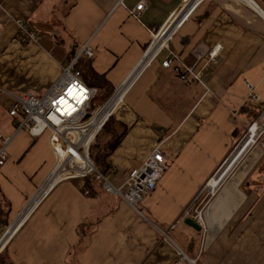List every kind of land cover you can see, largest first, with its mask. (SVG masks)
I'll list each match as a JSON object with an SVG mask.
<instances>
[{"label":"crops","instance_id":"0c3cea01","mask_svg":"<svg viewBox=\"0 0 264 264\" xmlns=\"http://www.w3.org/2000/svg\"><path fill=\"white\" fill-rule=\"evenodd\" d=\"M147 1L148 10L134 18L129 11L139 0H75L70 10L68 0H0V88L16 95L43 93L93 36L92 66L114 89L137 65L150 30L162 26L178 5ZM16 20L40 41L19 39ZM217 44L223 45L221 60L203 70L202 83L185 84L175 68L153 62L97 138L102 146L117 141L108 174L116 185L162 144L172 166L144 198L142 214L117 197L88 195L82 180H64L33 205L7 246V259L14 264H173L180 249L193 264H264V139L240 173L238 164L232 168L236 174L206 207L200 195L264 108V0L203 1L171 48L191 65L198 46ZM145 65L134 68L120 90L130 87ZM248 83L259 100L251 98ZM8 99L0 94L2 117H10ZM9 121L14 128V119ZM1 122L0 136L7 134ZM53 154L46 136L34 138L27 131L16 136L0 171V199L10 204L9 222L30 197L33 203L47 193ZM3 206L0 202V212ZM28 207L13 227L23 222ZM197 212L204 221L201 231L185 223Z\"/></svg>","mask_w":264,"mask_h":264},{"label":"built area","instance_id":"2783aa9c","mask_svg":"<svg viewBox=\"0 0 264 264\" xmlns=\"http://www.w3.org/2000/svg\"><path fill=\"white\" fill-rule=\"evenodd\" d=\"M174 1H178L177 9L160 28H154V30L151 31L152 41L151 44L147 46L149 49L134 67L136 68L143 61L146 65L143 68L142 73L139 75L137 80L124 91L120 98H116L117 95H119L120 88L123 86L126 79L132 74L134 68L131 70L127 78L120 83V86L113 91L111 96L105 100V102L95 109L92 108V102L97 94V89L89 87L81 79L80 72L75 68L77 61L81 57H94L95 50L91 41L81 47L79 53L72 58L73 60L71 59V64L66 67H62L61 73L43 93L36 94L34 92H26L22 95H16L0 88V93L7 94L14 100L9 110V116L14 119L13 125H15L17 119L18 123L20 122L19 124L16 123L18 126L16 127V131L13 135L0 136V171L9 159V149L14 142L15 137L19 132H23L24 129H27L33 137H40L48 132V141L54 156L56 157V162L47 177V179H53L52 183L48 186V189L46 188L47 193L41 198V200H38L39 203H34L36 207L58 182L71 178H87L95 176L97 179L102 181L104 191L121 198L133 210L142 214L141 205L144 198L157 188L165 173L172 166L170 158L162 149V144L158 145L153 150L150 156L139 168L132 169L128 173L126 180L121 185L114 184L106 175L101 173L90 158V148L100 131L106 126L117 110L125 103L127 95L133 89L142 74L151 66L153 62L159 59L164 50L167 51L168 55L162 61V67L167 69L174 64H177L175 67L176 71L184 83H189L192 80L202 83L203 70L210 65L218 64L221 60V54L223 51L222 44H217L212 48L204 45L198 46L193 51L194 63L191 65H187L182 58L171 49V42L179 28L186 20H188L198 5L205 0L195 1L191 6L189 13L179 23V26L164 40V42L160 45V48L156 49L157 44L166 34L165 29L168 28L167 25L169 19L179 10L186 0ZM147 8V0H140L136 5L134 12H129L131 15L135 16L136 11L140 16V14L144 13ZM139 16L135 17L137 18ZM16 23L18 26L19 39L25 42L38 41L39 37L37 33L31 30L25 22L16 20ZM149 53L150 56H148ZM248 85L251 89V98L253 100H259V96L254 92L253 86L249 83ZM263 121L264 108L261 109L258 118L250 124L246 134H243L244 137L241 138L239 144L235 146L231 152L234 153L236 149H238L242 143L245 142L250 131L256 124L254 137L250 135L253 139L251 140L252 143L249 147L248 153L252 152V150L264 137ZM63 137H65V142L60 140ZM248 142H250V139ZM76 144H78V147L75 149L74 145ZM87 164L92 166V170L90 172H83V168ZM44 183H46V181H44L43 184ZM42 185L36 192L41 189ZM31 203L32 198L28 206ZM35 206H31L25 215H23L24 220L21 224H19V226L13 227V225L18 221L17 220L13 223L10 230L7 232L5 231V234L3 233L0 235V244L3 248L2 251H0V256L3 253V250L7 248L8 243L19 230L20 226L36 209ZM200 216L201 212H197L195 215H192V218L199 225H201V227H204V221H202ZM164 235L167 240L171 241L168 234ZM177 255L178 258L173 264H184L186 261L188 263L194 262L189 260L180 249H177Z\"/></svg>","mask_w":264,"mask_h":264},{"label":"trees","instance_id":"16d2710c","mask_svg":"<svg viewBox=\"0 0 264 264\" xmlns=\"http://www.w3.org/2000/svg\"><path fill=\"white\" fill-rule=\"evenodd\" d=\"M68 1L69 3H71V5L69 6V10H70L71 8L74 7L75 0H68ZM93 58L88 59L85 57H81L76 64V69L80 72L81 79L89 87H93L97 89V94L92 102V108L95 109L99 107L103 102H105L107 98H109V96L113 93L114 89L110 87V84L107 82V80L103 75H100L94 70L92 66ZM112 119L113 117L109 120L105 128H108L110 124H112L111 122ZM262 139H264V137ZM116 142H117L116 140H113L112 142L107 143L104 146L99 145L96 142L90 148L91 160L104 175H107L109 173L110 170L109 157L112 153V149L115 148L116 146ZM83 181L84 184L83 187L81 188L85 193L88 192V195L91 196L100 193H105L102 187L101 180H98L93 176H90L84 179ZM0 202H3L4 205L3 207H1V212H0V235H1L9 224L8 216L10 213V204L7 205L3 197H1ZM79 233H82V228L79 230ZM5 255H6V251L0 256V264H14L11 260L7 259Z\"/></svg>","mask_w":264,"mask_h":264},{"label":"rangeland","instance_id":"374dc122","mask_svg":"<svg viewBox=\"0 0 264 264\" xmlns=\"http://www.w3.org/2000/svg\"><path fill=\"white\" fill-rule=\"evenodd\" d=\"M139 1H140V0H139ZM147 2H148V1H147ZM120 4H122V3H120ZM177 7H178V5L176 6L175 10L177 9ZM135 8H136V6H135L134 8H132V9H130V11H133V12H134ZM148 8H149V5H148ZM148 8H147V10H148ZM147 10H146V11H147ZM175 10H174V11H175ZM174 11H173V12H174ZM173 12H172V13H173ZM129 13H130V12H129ZM143 14H144V13L140 14V16H139L138 12L135 11V16H139V17H137V18H141ZM130 15H131V14H130ZM131 16L134 17V18H136V17L133 16V15H131ZM170 16H171V15H170ZM160 27H161V26H160ZM160 27H158V28H160ZM153 30H154V28H152L150 31H153ZM37 35H38V34H37ZM38 37H39L38 41H40V36L38 35ZM93 39H94V37L92 36V38L90 39L91 43L93 42ZM151 41H152V38H150V42H149V44H151ZM29 42H30V41H29ZM149 44H148V45H149ZM148 49H149V48L147 47V48L143 51V53H142L141 57L139 58V60L145 55V53H146V51H147ZM171 49H172V48H171ZM172 50H173V49H172ZM173 51H174V50H173ZM174 52H175V51H174ZM78 53H79V51H78L77 53L73 54V57H72V58H74ZM175 53H176V52H175ZM176 54H177V53H176ZM167 55H168V53H167L166 50H164V51L161 53V55H160V57H159L161 67H162V61L165 59V57H166ZM177 55H178V54H177ZM192 55H193V54H192ZM178 56H179V55H178ZM84 57H85V56H84ZM85 58H86V57H85ZM193 58H194V56H193ZM88 59H89V58H88ZM159 59H158V60H159ZM72 60H73V59H72ZM72 60L70 59V61L67 63L66 66H68L69 64H71ZM139 60H138V61H139ZM78 61H79V60H78ZM78 61H77V62H78ZM219 62H220V61H219ZM185 63H186V62H185ZM186 64H187V63H186ZM187 65H190V64H187ZM215 65H216V64H215ZM66 66H62V67H66ZM176 66H177V64H174V65L171 66V67L175 68ZM171 67H170V68H171ZM75 68H76V66H75ZM61 69H62V68H61ZM164 69H165V68H164ZM167 69H169V68H167ZM175 70H176V68H175ZM60 73H61V70H60ZM128 75H129V74H128ZM128 75H127V76H128ZM127 76H126L125 78H127ZM56 78H57V77H56ZM179 78H180V76H179ZM180 80H181V79H180ZM181 81H182V80H181ZM182 82H183V81H182ZM120 83H121V82H120ZM120 83L114 88V90H115L117 87L120 86ZM185 84H187V83H185ZM3 90H4V89H3ZM0 94H2V93H0ZM110 96H111V95H110ZM110 96H109V97H110ZM107 99H108V98H107ZM125 101H126V100H125ZM13 102H14L13 98L10 97V99H8V100L5 102V104H6V106L8 107V106H10V105L12 106ZM113 116H114V115H113ZM113 116H112V117H113ZM9 119H10V117H8V116H5V117L0 116V120H2V122H1V123H2V129L5 128V132L7 133V134H5V136L13 135V134L15 133V131H16V127H17L18 124L20 123V122L18 123V119H17L16 123H18V124L16 125V123H15V125H14L15 127H14V128H11ZM108 122H109V121H108ZM263 122H264V121H263ZM13 124H14V122H13ZM106 125H107V124H106ZM249 126H250V125H249ZM249 126H248V127H249ZM248 127H247V129H246L244 135L246 134V132H247V130H248ZM104 128H105V127H104ZM104 128H103V129H104ZM103 129L100 131V133L98 134V136L101 134V132L103 131ZM24 131H27V129H24ZM27 132H28V134H29L30 136H32V135L30 134L29 131H27ZM19 133H20V132H19ZM19 133H18V134H19ZM43 135L46 136V138H47V137H48V132L45 133V134H43ZM43 135H42V136H43ZM244 135H242L241 138H243ZM42 136H40V137H42ZM98 136L96 137V139H95V141L93 142L92 145H94V144L97 142V140H98V139H97ZM32 137H33V136H32ZM40 137H34V138H40ZM15 138H16V137H15ZM241 138L239 139V141L237 142V144H236L235 146H237V145L239 144V142L241 141ZM247 139H248V138H247ZM247 139L245 140V142L247 141ZM245 142H243L242 145H241L238 149H236V151H235L234 153H233V152H230V154H229L228 157L226 158V159H227V162H226V160H225V161L221 164V166H220L221 168L219 167V169L217 170V174H216V176L219 174L217 177H219V176L221 175V173L224 172V171H225V170H226V169H227V168H228V167L234 162L236 156H237L238 153L241 151V149H242L243 145L245 144ZM260 143H263V139L261 140ZM92 145H91V146H92ZM235 146H234V147H235ZM234 147H233V148H234ZM248 150H249V148H248ZM248 150L242 155V157L240 158V160H239L238 163H237V164H238V167H237L238 169H237V171H236L237 173H240V172H241V169H242L243 166H244V164H245L249 159H250V160H253V158H254L253 156H255V155H253L252 152H250V153L248 154ZM232 153H233V154H232ZM53 155H54V154H53ZM9 156H10V149H9ZM90 158H91V157H90ZM254 160H256V159H254ZM55 162H56V157L54 156V164H55ZM144 162H145V161H144ZM144 162H143V163H144ZM143 163H142V164H143ZM237 164H236V165H237ZM236 165H235V166H236ZM235 166L233 167V170L236 168ZM138 168H139V167H138ZM231 170H232V169H231ZM233 170L230 171V172H228V174L225 175V177L223 178V180H222V181L220 182V184H219L220 186H218L216 189L212 190V189L210 188V185H211V184L209 183V189H210V190L207 188L205 191L203 190L204 193H202V190H201V192H200L201 194H200V195L203 194V196H204V197H203V198H204V201H203L202 207H203V206L206 207V206L208 205L209 201L211 202L212 198H213V197L219 192V189L221 188V186L223 185V183H224V182H225V181H226V180L232 175V173H235V174H236V172H235V171L233 172ZM109 171H110V170H109ZM111 172H115V169H112ZM92 174H93V173H92ZM108 174H109V173H108ZM108 174L106 175L107 177H108ZM235 174H234V175H235ZM90 175H91V174H90ZM93 177L96 178L95 176H93ZM87 178H88V177H87ZM232 178H233V177L231 176L230 179H228V180L226 181V183H224V184H229V182H230V180H231ZM84 179H86V178H71V179H66V180H75V181H78V182H79V181H81V180L83 181ZM96 179H97V178H96ZM98 180H99V179H98ZM62 181H64V180H62ZM62 181H60V182H62ZM60 182H58V183H60ZM58 183H57V184H58ZM42 184H43V183H42ZM42 184H40L36 189H38ZM57 184H56V185H57ZM56 185H55V186H56ZM55 186H54V187H55ZM54 187H53V188H54ZM203 187H204V186H203ZM53 188H52V189H53ZM52 189H51V191H52ZM222 189H223V188H222ZM217 190H218V192L216 193ZM51 191H50V192H51ZM220 191H221V190H220ZM35 192H36V190H35ZM50 192H49V193H50ZM213 192H214V193H213ZM104 194H106V195L108 194V195H110V196L117 197V196H115V195H112V194H110V193H107L106 191H105ZM47 196H48V195H47ZM47 196H46V197H47ZM46 197H45V198H46ZM45 198H44V199H45ZM117 198H119V197H117ZM44 199H43V200H44ZM119 199H121V198H119ZM43 200H42V201H43ZM121 200H122V199H121ZM30 201H31V197H30V199L27 201V204L25 205V207L23 208V210H21V211L16 215V217H14L13 219H11V221L9 222L8 226H7L6 229L3 231V233H4L5 231L7 232L8 230H10V228H11L12 225H13V223L16 222V221L18 220L17 217H18L20 214H22V213L24 212V210L27 208V206H28V204H29ZM42 201H41V202H42ZM122 201H123V200H122ZM41 202H40V204H41ZM40 204H39V205H40ZM33 212H34V211H33ZM33 212H32V213H33ZM32 213H31V214H32ZM30 216H31V215H30ZM30 216H29V217H30ZM29 217H28V218H29ZM28 218L26 219V221L28 220ZM26 221H25V222H26ZM25 222H24V223H25ZM24 223H23V224H24ZM23 224H22V225H23ZM22 225L20 226V228L22 227ZM20 228H19V229H20ZM18 231H19V230H18ZM18 231H17V232H18ZM6 232H5V233H6ZM17 232H16V234H17ZM3 233H2V234H3ZM5 233H4V234H5ZM16 234H15V235H16ZM15 235H14V236H15ZM14 236H13V237H14ZM0 238H1V237H0ZM11 240H12V239H11ZM9 243H10V242H9ZM9 243H8V245H9ZM2 249H3V248H2ZM2 249H1L0 251H2ZM6 249H7V248H6ZM6 249L3 250V253L6 251ZM3 253H2V254H3Z\"/></svg>","mask_w":264,"mask_h":264},{"label":"bare ground","instance_id":"6f19581e","mask_svg":"<svg viewBox=\"0 0 264 264\" xmlns=\"http://www.w3.org/2000/svg\"><path fill=\"white\" fill-rule=\"evenodd\" d=\"M197 1V0H190L189 3L185 6V8L179 13V15L173 20V22L170 24V26H168V28H166V34L161 38V40L159 41V43L157 44V47L156 49L160 48V45L164 42V40L169 37L171 35V33H173V31L176 29L177 25L179 24L180 20L183 19V17L186 15V13L190 10L191 6L194 4V2ZM148 56H150V53L148 54ZM131 80V79H130ZM129 80V81H130ZM123 91L124 89L120 90L119 91V95H117L116 98H120L121 95L123 94ZM256 124L254 125V127L252 128V130L250 131L249 133V136H248V139L247 141L245 142V144L243 145L241 151L238 153V155L236 156L234 162L224 171L221 173V175L219 177L216 176V174L213 176V178L210 180V188L212 190L216 189L220 182L223 180V178L225 177L226 174H228V172L231 171V169L238 163V161L240 160V158L242 157V155L248 150V148L250 147L251 145V140L253 139L254 137V134H255V130H256ZM250 135H252L253 137H250ZM65 137L61 138L60 140L62 142H65ZM250 139V142H248V140ZM248 142V143H247ZM78 147V144L74 145V148L76 149ZM66 154V153H65ZM64 155V154H63ZM221 168V167H220ZM92 170V166L90 164H87L84 168H83V172H90ZM52 178H49L47 180V183L45 184V186L47 185V189H48V186L52 183ZM45 186L43 188H45ZM207 188H209V184L207 186ZM46 189V190H47ZM39 199H36L33 201V203L28 207V209H30L31 206L34 205V203L38 202ZM128 205V204H127ZM129 206V205H128ZM130 207V206H129ZM131 208V207H130ZM135 211V210H134ZM27 212V211H26ZM201 218V216H200ZM202 219V218H201ZM0 247H1V244H0ZM193 264V262L191 263Z\"/></svg>","mask_w":264,"mask_h":264},{"label":"water","instance_id":"95a60500","mask_svg":"<svg viewBox=\"0 0 264 264\" xmlns=\"http://www.w3.org/2000/svg\"><path fill=\"white\" fill-rule=\"evenodd\" d=\"M185 223L195 229L196 231H201L202 227L199 225L192 217H188L185 220Z\"/></svg>","mask_w":264,"mask_h":264}]
</instances>
